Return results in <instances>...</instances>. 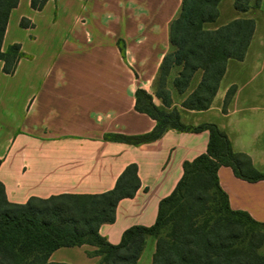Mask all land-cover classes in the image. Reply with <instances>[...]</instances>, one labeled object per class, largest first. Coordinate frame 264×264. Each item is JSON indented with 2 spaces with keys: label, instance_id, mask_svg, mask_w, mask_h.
Returning <instances> with one entry per match:
<instances>
[{
  "label": "crops",
  "instance_id": "obj_1",
  "mask_svg": "<svg viewBox=\"0 0 264 264\" xmlns=\"http://www.w3.org/2000/svg\"><path fill=\"white\" fill-rule=\"evenodd\" d=\"M181 7L182 0H48L38 10L31 0H19L3 50L18 43L24 55L13 73H6L0 61V181L10 202L104 193L136 164L139 189L119 201L115 221L103 223L100 234L118 244L127 229L152 226L161 201L181 180L184 163L207 152L209 132L171 128L139 144L108 138L155 128L156 120L136 108L139 88L151 93L160 108L177 107L184 124H217L234 150L247 153L264 172V0L248 11L237 10L234 0H221L217 20L205 23L206 29H216L244 18L254 19L256 27L245 58L229 59L204 110L182 105L201 76L185 93L177 92L170 108L153 93L172 49L170 25ZM232 86L236 92L224 110ZM218 176L233 209L264 221V180H244L229 166H221ZM156 244L154 236L148 237L136 264H153ZM96 250L90 244L60 247L50 261L100 264Z\"/></svg>",
  "mask_w": 264,
  "mask_h": 264
},
{
  "label": "trees",
  "instance_id": "obj_2",
  "mask_svg": "<svg viewBox=\"0 0 264 264\" xmlns=\"http://www.w3.org/2000/svg\"><path fill=\"white\" fill-rule=\"evenodd\" d=\"M47 1L31 0V5L40 10ZM220 1L182 0L181 11L170 25L172 49L164 56L157 80L165 85L172 67L182 66L174 86L179 93H185L196 73L202 71L198 85L182 101L189 109L211 106L229 59L243 60L255 33V20L244 18L206 29L205 23L219 17ZM261 2L234 0V6L248 11ZM18 3L19 0H0V61H4L6 73H13L24 55L18 43L3 50L9 17ZM21 23L30 24L25 18ZM235 92V86L228 90L224 110ZM166 93L155 95L170 108L173 102L168 89ZM136 108L156 120L153 131L142 135H107L108 138L139 144L155 140L171 128L209 132L207 152L184 163V174L173 192L161 201L156 222L127 229L118 244L100 234L103 223L115 221L119 201L133 197L139 189L136 164L129 165L115 187L107 192L33 197L22 204L8 200L0 181V264H57L50 261L53 251L84 244L97 248L100 264H136L150 236L157 239L153 264H264V256L259 253L264 221L231 207L228 194L220 185L218 170L229 166L238 177L250 182L264 180V172L253 165L247 153L234 150L229 136L217 124H184L177 107L170 111L160 108L154 96L142 88L136 92Z\"/></svg>",
  "mask_w": 264,
  "mask_h": 264
},
{
  "label": "rangeland",
  "instance_id": "obj_3",
  "mask_svg": "<svg viewBox=\"0 0 264 264\" xmlns=\"http://www.w3.org/2000/svg\"><path fill=\"white\" fill-rule=\"evenodd\" d=\"M181 69H182V66H173L172 69L170 70V73L168 74V76L165 79V85L163 83H161V82H158V80H157L158 76H159V74H158L156 79H155V82H154L155 91H153V93L155 94L156 92H158V93H163L164 95H168L166 93V90L168 89L169 92H170L171 101L174 103L176 101V99H178V96H177L178 90L174 86V80L178 76V74L181 71ZM201 74H202V71H198L196 73L194 79H197L200 76L202 77ZM167 99H170V97L167 98ZM168 230L169 229H167L166 231L168 232ZM259 253L262 256H264V240L262 241V245L259 248Z\"/></svg>",
  "mask_w": 264,
  "mask_h": 264
}]
</instances>
